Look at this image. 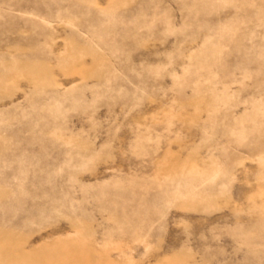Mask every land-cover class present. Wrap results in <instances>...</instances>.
<instances>
[{"label":"rangeland","instance_id":"rangeland-1","mask_svg":"<svg viewBox=\"0 0 264 264\" xmlns=\"http://www.w3.org/2000/svg\"><path fill=\"white\" fill-rule=\"evenodd\" d=\"M0 264H264V0H0Z\"/></svg>","mask_w":264,"mask_h":264}]
</instances>
